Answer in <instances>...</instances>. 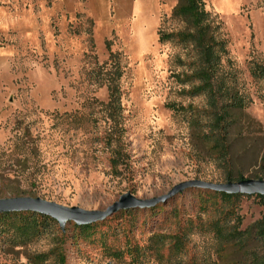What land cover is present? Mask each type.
Masks as SVG:
<instances>
[{"label":"rangeland","instance_id":"obj_1","mask_svg":"<svg viewBox=\"0 0 264 264\" xmlns=\"http://www.w3.org/2000/svg\"><path fill=\"white\" fill-rule=\"evenodd\" d=\"M177 4L0 0V200L42 199L106 211L126 194L151 200L190 181L264 180V81H254L248 67L251 61L264 65V0H205L228 41L222 75L251 100L231 131V166L198 140L206 129L190 123V108L206 122L207 99L184 95L190 87L177 80L185 72L178 60H187V50L160 42L161 32L183 29L172 18ZM110 51L124 71L122 140L112 147L108 88L92 74L109 67ZM121 147L126 163L114 170L110 159ZM198 202L199 193L187 190L156 210L115 214L87 231L69 223L62 233L57 222L48 223L32 238L0 223V264H61V258L65 264H131L121 252L146 246L155 233H175L176 221L164 223L175 210L205 224L218 217L199 211ZM240 214L247 229L264 216V203L246 196ZM218 248L210 233L189 237V258L201 263H219ZM136 264L167 261L149 252Z\"/></svg>","mask_w":264,"mask_h":264},{"label":"trees","instance_id":"obj_2","mask_svg":"<svg viewBox=\"0 0 264 264\" xmlns=\"http://www.w3.org/2000/svg\"><path fill=\"white\" fill-rule=\"evenodd\" d=\"M177 1L172 18L180 20L183 29L172 33L161 32L160 42H175L187 50V60H178L179 66L185 68V72L177 75V80L181 85L190 87L183 91L184 95L190 98L204 96L207 99V110L203 111L206 122H202L199 111L190 108L194 111L190 123L193 127L206 129L198 135V140L213 157L231 166L233 163L231 131L237 124V114L244 112L250 106L251 100L237 89L230 88L228 76L222 75L223 60L229 54L228 41L221 35V26L215 24L211 14L206 10L205 0ZM108 49L110 50L109 45ZM108 66L107 69L101 68L92 74L96 80L104 81L108 88L109 102L105 107L111 122L108 145L112 147L113 143H120L122 140L123 114L119 83L124 71L119 55L111 51ZM248 67L254 81H264L263 64L251 61ZM260 99L264 101V93ZM171 107L175 112L178 111L174 106ZM126 159L127 155L122 147L116 148L110 159L112 168L118 169L126 163ZM262 178L260 175L252 177L254 180H263ZM243 180L246 179L242 176L237 179L231 177L228 182ZM189 190L199 193V211L203 213L214 211L218 217L205 224L200 218L181 217L175 210L164 221L165 224H173V220L176 221L175 233H155L146 246L128 245L121 255H127L131 259V264L143 262L149 252H154L161 260L165 259L167 264H264V216L249 228L242 229L244 218L240 214V202L246 196L197 188ZM254 197L264 203V197ZM131 211L133 210L117 214L127 215ZM6 222L8 229L22 237L32 238L37 235L36 230L43 227L42 225L56 221L41 214L20 212L1 214L0 223ZM91 227L78 228L87 231ZM193 233H210L214 236L219 244L217 252L219 263H201L196 257L189 258V237ZM61 264H65L64 258H61Z\"/></svg>","mask_w":264,"mask_h":264},{"label":"water","instance_id":"obj_3","mask_svg":"<svg viewBox=\"0 0 264 264\" xmlns=\"http://www.w3.org/2000/svg\"><path fill=\"white\" fill-rule=\"evenodd\" d=\"M192 188L212 190L228 195L264 197V180L249 179L225 184H212L196 180L182 183L168 194L151 200H141L132 194H126L106 211H85L80 208H66L42 199L16 198L0 200V215L20 212L37 213L52 218L59 224L61 230L65 231L69 223H74L78 227L91 226L103 222L121 211L154 208L160 204H165Z\"/></svg>","mask_w":264,"mask_h":264}]
</instances>
